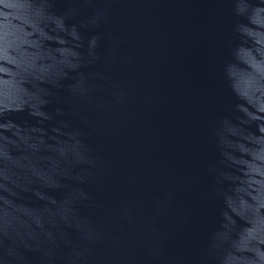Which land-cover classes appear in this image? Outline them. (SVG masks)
I'll return each instance as SVG.
<instances>
[{"label":"water","instance_id":"obj_1","mask_svg":"<svg viewBox=\"0 0 264 264\" xmlns=\"http://www.w3.org/2000/svg\"><path fill=\"white\" fill-rule=\"evenodd\" d=\"M0 264H264V0H0Z\"/></svg>","mask_w":264,"mask_h":264}]
</instances>
